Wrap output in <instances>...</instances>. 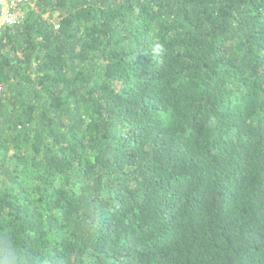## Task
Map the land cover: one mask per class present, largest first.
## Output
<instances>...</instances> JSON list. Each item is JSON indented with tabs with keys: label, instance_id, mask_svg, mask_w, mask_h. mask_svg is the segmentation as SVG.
<instances>
[{
	"label": "trees",
	"instance_id": "1",
	"mask_svg": "<svg viewBox=\"0 0 264 264\" xmlns=\"http://www.w3.org/2000/svg\"><path fill=\"white\" fill-rule=\"evenodd\" d=\"M0 28V264H264V0H24Z\"/></svg>",
	"mask_w": 264,
	"mask_h": 264
},
{
	"label": "built area",
	"instance_id": "2",
	"mask_svg": "<svg viewBox=\"0 0 264 264\" xmlns=\"http://www.w3.org/2000/svg\"><path fill=\"white\" fill-rule=\"evenodd\" d=\"M23 2L24 0H0V28L15 25L20 21L17 8Z\"/></svg>",
	"mask_w": 264,
	"mask_h": 264
}]
</instances>
